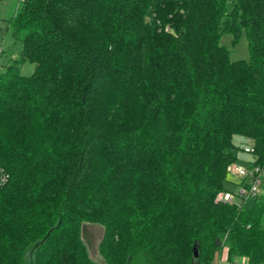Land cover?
<instances>
[{"label":"trees","instance_id":"16d2710c","mask_svg":"<svg viewBox=\"0 0 264 264\" xmlns=\"http://www.w3.org/2000/svg\"><path fill=\"white\" fill-rule=\"evenodd\" d=\"M9 24L0 264H100L85 222L104 264H264V187L217 200L239 149L264 165V0H18Z\"/></svg>","mask_w":264,"mask_h":264},{"label":"rangeland","instance_id":"374dc122","mask_svg":"<svg viewBox=\"0 0 264 264\" xmlns=\"http://www.w3.org/2000/svg\"><path fill=\"white\" fill-rule=\"evenodd\" d=\"M17 5L18 0H3L0 3V70H3L12 59H16L20 55L21 45L15 43L14 35L9 24L10 18L14 15ZM220 42L230 50V57L232 60L249 59V44L244 32H242L238 41L233 43V34L228 31H223ZM33 70L34 64L30 61L24 62L21 66L22 74L29 75ZM238 155V162L240 163H245L249 157V154L244 152L243 149H239ZM228 176L226 187L236 192L239 188L238 183L240 179L236 176ZM262 227L264 228V215L262 218ZM103 231V226L96 223L85 222L82 227V238L84 239L88 252L90 256L100 264H104V260L98 250ZM129 264H142L140 256L136 254Z\"/></svg>","mask_w":264,"mask_h":264},{"label":"built area","instance_id":"2783aa9c","mask_svg":"<svg viewBox=\"0 0 264 264\" xmlns=\"http://www.w3.org/2000/svg\"><path fill=\"white\" fill-rule=\"evenodd\" d=\"M245 151L253 152L254 146L252 144L246 145ZM227 173L232 177L236 176L240 179L238 183L239 188L236 192L229 189L220 191L217 200L225 203H236L240 206L242 203L255 199L262 192L264 187V165L234 161L227 166ZM10 177V172L0 159V189L9 182ZM218 264L240 263L238 260L232 262L219 260Z\"/></svg>","mask_w":264,"mask_h":264},{"label":"water","instance_id":"95a60500","mask_svg":"<svg viewBox=\"0 0 264 264\" xmlns=\"http://www.w3.org/2000/svg\"><path fill=\"white\" fill-rule=\"evenodd\" d=\"M194 254H195V256L198 255V250H197V248H194Z\"/></svg>","mask_w":264,"mask_h":264}]
</instances>
